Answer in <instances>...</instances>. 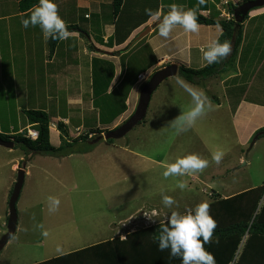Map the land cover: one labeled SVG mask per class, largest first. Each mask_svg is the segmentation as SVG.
Returning <instances> with one entry per match:
<instances>
[{"label":"rangeland","instance_id":"obj_1","mask_svg":"<svg viewBox=\"0 0 264 264\" xmlns=\"http://www.w3.org/2000/svg\"><path fill=\"white\" fill-rule=\"evenodd\" d=\"M134 4L130 0L125 13L144 16L145 6L140 11L141 5L136 9ZM161 5L162 2L154 0L150 8L156 11ZM151 37L136 45L128 56L122 57L123 62L129 61L131 70L124 82L110 86L111 93L108 94V90L101 96L103 105L100 99L96 100V96L91 95L89 82L86 85L71 82L67 99L59 98L61 101H58L56 109L48 113L53 146L58 147L61 143L57 130L58 121H62L59 117H70L71 123L67 125L70 135L77 138L97 124L116 120L122 106L125 108L123 117L110 130L133 115L141 88L160 69H148L158 58L151 51ZM75 46H70L67 60L73 57L71 53L80 55V49ZM82 72L89 74L88 70ZM225 76L206 80L203 86H192L202 90L207 99L224 96L227 94L226 85H223ZM136 80L138 83L134 90ZM132 87L134 91H131ZM118 91L122 99L112 97ZM21 103L29 110L42 109L46 104L34 100ZM98 104L102 105L101 112L96 109ZM53 105L52 101L51 107ZM214 106L211 101V110L187 131L178 134L170 121L192 107V98L177 84L176 77H172L153 94L145 120L113 144L96 140L79 143L75 148L79 152L65 157L35 154L17 144L13 149L0 146V241L7 233L8 196H11L19 170L24 168L26 171L17 203V231L0 249V264H36L102 241L117 237L124 239L129 233L160 223L171 211L184 212L205 200L210 204L218 197L228 198L239 191L263 186L264 135L257 143L253 144V137L248 146L242 147L228 127L225 108L217 112ZM5 109V102L0 100V112ZM23 114L14 115L12 119H9V114L0 115V129L4 130L10 123H14L17 130L25 127V124L21 125L22 120H27L25 114L21 117ZM83 122L86 126L77 129L83 126ZM214 151L225 153L220 164L212 160ZM191 153L208 160V167L202 173L165 179L163 172L167 164ZM14 164H18L16 170L12 169ZM181 180L188 183V188L183 191L177 187ZM164 194L176 201L171 209L162 203ZM49 196L60 200L59 210L51 214L48 211ZM263 203L264 197L253 219ZM145 214L152 216L153 220L150 221ZM41 224L43 229L39 227ZM45 230L49 233L47 237L42 235ZM247 239L248 236L243 238L233 263L242 255Z\"/></svg>","mask_w":264,"mask_h":264},{"label":"crops","instance_id":"obj_2","mask_svg":"<svg viewBox=\"0 0 264 264\" xmlns=\"http://www.w3.org/2000/svg\"><path fill=\"white\" fill-rule=\"evenodd\" d=\"M21 1L0 0V100L6 105V109L0 112V115L9 114V119L29 110L23 108L21 101L25 104L33 100L44 101L45 107L37 110L45 109L47 113L53 108L56 109L58 101H61L59 98L67 99L66 93L70 92L71 82H75L76 85L79 82L81 85L89 82L88 85H93L96 67L101 69L112 65L113 80L110 86L116 84L119 86L126 80L131 68L129 61L123 62L122 57L128 56L136 45L151 36V51L157 54L158 58L155 63L148 66L149 70L161 69L175 62L179 66L184 65L192 69L203 68L207 62L202 60L199 49L210 41L219 39L222 34L220 26L200 24L198 33H186L177 26L168 39L163 37L159 39L158 24L146 12L142 17L125 13L130 0H124L117 16L113 13V0H55L59 6V14L67 25L77 26L78 29L71 31L74 33L72 38L59 41L55 51H51L50 39H44L38 26L25 28L22 25V19L28 18L30 10L22 12L19 9ZM133 1L136 9L139 7L137 5H141V11L144 6L145 9H151L154 0ZM159 1L162 5L158 9L162 8L163 13H166L168 5L173 3L182 5L185 9L197 6V0ZM240 1L242 0L230 2L238 5ZM225 2L226 0H207L205 5L199 6L197 13L209 19H229L231 14ZM148 27L152 28L151 32L129 49L135 38ZM70 46L80 49V55L71 53L73 57L67 60ZM234 65L233 69L219 75H226L223 85H226L224 89L227 94L214 99L209 98L208 101L215 104L214 109L217 112L225 108L229 118L228 127L237 137L239 145L243 147L248 146L255 134L264 128V7L252 10L242 24V40L237 49ZM83 70L89 71L88 76L82 72ZM136 83L137 80L133 86L134 90ZM204 84L203 82L196 86ZM109 88L108 94L112 91V87ZM92 93L91 91L93 96ZM52 101L54 105L51 107ZM23 116L24 114L21 117ZM122 117L123 114L113 122L104 124L100 122L101 125L97 124L96 128L110 130ZM59 118L62 121H58ZM59 118L56 122H64L66 125L71 123L68 116ZM24 124L25 127L17 130L14 123H10L4 130L0 129V133L15 136L27 128L33 129L27 120L21 121V125ZM85 126L86 122H83V126L77 129L81 130ZM17 168L18 164L12 167L13 170ZM247 190L249 189L245 191ZM241 192L244 191L237 194Z\"/></svg>","mask_w":264,"mask_h":264},{"label":"trees","instance_id":"obj_3","mask_svg":"<svg viewBox=\"0 0 264 264\" xmlns=\"http://www.w3.org/2000/svg\"><path fill=\"white\" fill-rule=\"evenodd\" d=\"M248 1L251 0H242L238 5L229 2L228 11L232 16L230 19H209L197 13L199 24L219 25L222 28V34L218 39L221 43L228 40L232 45L233 40H235L233 51L227 59L222 60L220 63L207 64L200 69H192L181 65L179 77L192 85H200L206 80L225 74L231 68L233 69L237 49L242 40V24L238 25L233 15L237 6ZM123 3L124 0H113L114 16L120 13ZM36 4H38V0H22L19 4V9L22 12H27ZM246 19H248V16ZM68 29L73 31L78 29V27L68 26ZM58 42L50 39L51 51H55ZM110 68L113 69V66L109 65L101 69L96 67L94 70L95 79L92 85V92L96 96V100L100 99L102 105L101 96L106 94L113 80V70H110ZM112 97L114 99H122L119 92H115ZM102 105L98 104L99 111ZM121 108L119 111L120 115L125 112L124 106ZM24 114L28 123L38 132V137L32 140L24 137L21 133H17L15 136L0 133V139L13 140L15 147L22 145L35 154L69 156L79 152L75 150L77 144L87 141L93 142L103 133L109 131L95 127L90 128L91 130L84 135L80 134L79 137L72 138L68 126L64 122H59L57 123V130L60 133L61 143L58 147H55L51 144V119L49 114L44 110L37 109L26 110ZM261 132H264V128L260 129L255 136ZM98 142H102V140ZM103 142L113 144L115 140H103ZM12 191L11 189V193ZM263 197L264 185L228 198L218 197L210 203L211 215L217 221L218 226L215 229L212 243L205 244V248L215 256L216 264H232L245 236H248V239L242 255L233 264H264V203L253 219ZM159 228L160 223L138 229L129 233L124 239L117 237L102 241L36 264H182L181 258L170 256V250H159L158 241L156 240Z\"/></svg>","mask_w":264,"mask_h":264},{"label":"clouds","instance_id":"obj_4","mask_svg":"<svg viewBox=\"0 0 264 264\" xmlns=\"http://www.w3.org/2000/svg\"><path fill=\"white\" fill-rule=\"evenodd\" d=\"M226 1L227 3H225L228 4L231 0ZM206 3L207 0H197V6L189 9L173 3L168 5L166 13L162 12V8L156 11L146 9L145 12L157 22L159 36L168 39L177 26L181 27L186 33H198L201 26L198 23L197 12L199 6ZM21 23L25 28L38 26L45 40L65 41L74 36V33L69 31L67 22L60 16L59 6L55 0H38V4L30 10L28 18L22 19ZM199 51L202 60L211 65L227 59L231 55L232 45L228 40L221 43L218 39H215L202 46ZM176 82L192 98V107L170 121L171 126L176 128L179 134L187 131L198 119L206 115L207 111L211 110V103L202 90L190 85L181 77L177 76ZM28 129L36 131L27 128L21 134L24 136ZM224 155L223 151H214L212 160L216 164H220ZM208 164V160L196 153H191L183 157H177L174 163L167 164L163 176L167 179L170 176L183 177L194 173H202L208 167ZM177 187L183 191L188 188V183L186 180L178 181ZM47 200L50 214L59 210V198L49 196ZM162 203L165 207L171 209L176 201L172 196L164 194L162 195ZM145 216L150 221L153 220L152 216L148 214H145ZM217 226V221L211 215V205L206 200L197 204L195 208H189L184 212L171 211L165 220L160 221L159 234L156 236L159 250H170V256L181 258L182 264H216L215 256L205 248V244L212 243ZM39 227L43 229L44 226L41 224ZM48 234L47 230L42 232L45 237Z\"/></svg>","mask_w":264,"mask_h":264},{"label":"water","instance_id":"obj_5","mask_svg":"<svg viewBox=\"0 0 264 264\" xmlns=\"http://www.w3.org/2000/svg\"><path fill=\"white\" fill-rule=\"evenodd\" d=\"M230 1V0H229ZM264 7V0H251L243 3L240 6H237V9L234 12L235 21L238 25H241L245 22L249 13L257 8ZM152 28L148 27L143 32H141L133 41L129 49L135 45L137 42L146 37ZM235 40L232 43V49ZM179 64L173 63L170 64L155 73L149 78V80L144 84L140 91L139 101L133 115L121 126L116 128L115 130H110L106 132L104 135H101L96 142L104 139L107 140H120L127 136L132 130H134L141 122L145 120L148 114V109L152 100L153 94L157 91L160 85L167 79L176 77L179 74ZM264 135V132L257 134L254 138L253 144L260 138V136ZM0 146L13 149L15 147V142L10 140L6 141L0 139ZM26 171L24 168L20 169L18 172V178L14 185L12 194L9 198L8 202V222H7V233L3 236L0 241V249H3L9 240L15 235L18 226V212H17V203L21 196V192L25 182Z\"/></svg>","mask_w":264,"mask_h":264},{"label":"built area","instance_id":"obj_6","mask_svg":"<svg viewBox=\"0 0 264 264\" xmlns=\"http://www.w3.org/2000/svg\"><path fill=\"white\" fill-rule=\"evenodd\" d=\"M227 3V1H226ZM232 18V16L229 17V19ZM24 136L29 139H36L38 137V132L37 131H31L28 129L26 133H24Z\"/></svg>","mask_w":264,"mask_h":264},{"label":"flooded vegetation","instance_id":"obj_7","mask_svg":"<svg viewBox=\"0 0 264 264\" xmlns=\"http://www.w3.org/2000/svg\"><path fill=\"white\" fill-rule=\"evenodd\" d=\"M124 123H125V122H124ZM121 125H122V124H121ZM121 125H120V126H121ZM118 127H119V126H118ZM118 127H117V128H118ZM115 129H116V128H115ZM115 129H113V130H115ZM109 131H110V130H109ZM102 142H103V140H102Z\"/></svg>","mask_w":264,"mask_h":264},{"label":"bare ground","instance_id":"obj_8","mask_svg":"<svg viewBox=\"0 0 264 264\" xmlns=\"http://www.w3.org/2000/svg\"><path fill=\"white\" fill-rule=\"evenodd\" d=\"M54 126V125H53Z\"/></svg>","mask_w":264,"mask_h":264}]
</instances>
